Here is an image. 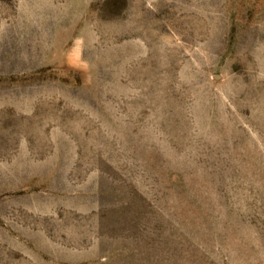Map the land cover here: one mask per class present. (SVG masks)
I'll return each instance as SVG.
<instances>
[{
    "label": "rangeland",
    "instance_id": "obj_1",
    "mask_svg": "<svg viewBox=\"0 0 264 264\" xmlns=\"http://www.w3.org/2000/svg\"><path fill=\"white\" fill-rule=\"evenodd\" d=\"M0 264H264V0H0Z\"/></svg>",
    "mask_w": 264,
    "mask_h": 264
}]
</instances>
